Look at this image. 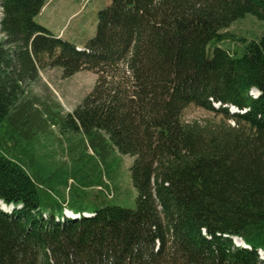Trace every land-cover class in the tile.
Returning <instances> with one entry per match:
<instances>
[{"label":"trees","instance_id":"16d2710c","mask_svg":"<svg viewBox=\"0 0 264 264\" xmlns=\"http://www.w3.org/2000/svg\"><path fill=\"white\" fill-rule=\"evenodd\" d=\"M48 1L0 0V264H264V33L224 32L264 0H109L78 47L36 23ZM44 68L96 81L62 114L31 96ZM121 156L134 209L109 204Z\"/></svg>","mask_w":264,"mask_h":264},{"label":"rangeland","instance_id":"374dc122","mask_svg":"<svg viewBox=\"0 0 264 264\" xmlns=\"http://www.w3.org/2000/svg\"><path fill=\"white\" fill-rule=\"evenodd\" d=\"M109 3V0H49L44 9L42 8L40 15L35 18V21L36 23H42L47 30L54 35L58 34L63 40L76 46H83L84 42L95 34L98 12L107 7ZM263 29L264 23L252 16H246L235 22L224 32L234 36V38L238 36L253 39L261 33L263 34ZM219 45L233 51L237 48L238 43L232 38L224 40ZM95 81L96 76L86 70L79 71L69 78H63L59 69L44 68L39 71L38 80L29 90L31 96L39 99V103H45V105L55 103L59 105L62 114H67L82 103L86 95L93 89ZM182 119L185 122L203 124L205 122H217L220 117L192 105L184 110ZM50 138L51 136L46 137L43 142H40V147L47 149L52 146L53 141H50ZM57 157V155L52 156L53 159ZM59 157L62 160L67 156L62 157L59 155ZM132 161L133 159L129 156H121L120 167L114 177L105 179L104 172L103 179L105 183L108 182L111 191L107 192L112 200L109 204L134 209L136 192L129 179V167ZM48 176L49 174L46 177ZM95 190L97 189L94 188L93 191ZM91 196L88 198L90 199ZM259 257L264 261V255L262 258L261 252H259Z\"/></svg>","mask_w":264,"mask_h":264},{"label":"bare ground","instance_id":"6f19581e","mask_svg":"<svg viewBox=\"0 0 264 264\" xmlns=\"http://www.w3.org/2000/svg\"><path fill=\"white\" fill-rule=\"evenodd\" d=\"M0 207L1 208H4L5 206L4 205H0ZM9 207H7V208H5L4 210H3V212H5V213H7V209H8ZM68 210H66V209H64V211H63V215L67 212ZM69 212V211H68ZM67 215V214H66ZM238 246H242V244H238ZM263 255H264V253H262L261 252V256H262V258H263Z\"/></svg>","mask_w":264,"mask_h":264},{"label":"water","instance_id":"95a60500","mask_svg":"<svg viewBox=\"0 0 264 264\" xmlns=\"http://www.w3.org/2000/svg\"><path fill=\"white\" fill-rule=\"evenodd\" d=\"M233 241L235 245L243 244L238 238H233Z\"/></svg>","mask_w":264,"mask_h":264},{"label":"crops","instance_id":"0c3cea01","mask_svg":"<svg viewBox=\"0 0 264 264\" xmlns=\"http://www.w3.org/2000/svg\"><path fill=\"white\" fill-rule=\"evenodd\" d=\"M45 6H46V5H45ZM45 6H44V7H45ZM43 9H44V8H43ZM43 9H42V10H43ZM41 12H42V11H41ZM41 12H40V13H41ZM39 15H40V14H39ZM39 15H38V16H39ZM39 24H40L41 26H44L42 23H39ZM44 27H45V26H44ZM57 35H58V34H57ZM58 36H59V35H58Z\"/></svg>","mask_w":264,"mask_h":264}]
</instances>
